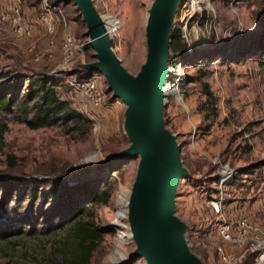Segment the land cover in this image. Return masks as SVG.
<instances>
[{
    "label": "rangeland",
    "instance_id": "1",
    "mask_svg": "<svg viewBox=\"0 0 264 264\" xmlns=\"http://www.w3.org/2000/svg\"><path fill=\"white\" fill-rule=\"evenodd\" d=\"M195 1H183L177 17L201 11L202 36L186 49L179 69L172 66L170 83L164 85L169 96L163 121L175 136L187 171L177 187L175 213L185 225L192 253L204 264H217L215 247L231 246L214 232L211 200L221 195L223 212L232 220L241 213L264 227L259 169L239 174L242 168L264 162V49L260 52L257 44L264 40V0ZM151 2L93 0L108 26L111 48L131 75L144 60L143 30ZM84 32L71 1L0 0V73L57 80L59 97L91 121L89 135L76 140L57 127L29 129L18 121L15 110L0 112V125L7 127L0 145V181H6V187L0 185V264H43L65 234L63 227L50 232L52 218L59 214L57 190L88 182H104L108 191L105 205L86 207L104 232L90 264H145L141 258L129 259L134 245L124 220L137 158H116L127 147L122 131L125 107L118 100L106 102V97L101 105H91L66 83L72 76L80 78V63L90 60ZM68 38L69 62L64 56ZM203 84L214 99L212 112ZM103 86L100 76L98 87ZM7 156H12L13 166ZM222 168L232 171V177L219 186ZM34 179L46 182L29 200L31 189L39 186ZM70 211L61 210L62 218Z\"/></svg>",
    "mask_w": 264,
    "mask_h": 264
},
{
    "label": "water",
    "instance_id": "2",
    "mask_svg": "<svg viewBox=\"0 0 264 264\" xmlns=\"http://www.w3.org/2000/svg\"><path fill=\"white\" fill-rule=\"evenodd\" d=\"M75 6L84 26L90 60L80 63V74L102 77L106 102L120 101L122 131L127 147L116 158H137L135 176L125 201V218L134 245L130 260L145 264H204L191 250L185 225L175 213L179 181L187 171L180 160L175 136L164 126L166 82L173 74L176 52L171 39L183 0H152L144 25L145 54L135 75L127 72L111 48L107 25L93 0H67Z\"/></svg>",
    "mask_w": 264,
    "mask_h": 264
},
{
    "label": "trees",
    "instance_id": "3",
    "mask_svg": "<svg viewBox=\"0 0 264 264\" xmlns=\"http://www.w3.org/2000/svg\"><path fill=\"white\" fill-rule=\"evenodd\" d=\"M180 19L181 17L178 15V23ZM257 44L261 52L264 49V40L258 41ZM171 50L176 52L175 60L172 62L173 67L186 59L187 50L178 30H175L172 35ZM191 54L195 53L192 52ZM78 77L84 78L83 76ZM0 80L2 81L0 83V112L6 114L12 112V110L17 111L18 121L29 129L57 127L64 134L76 140L84 139L89 135L91 121L71 108L67 100L59 97L57 80L47 79L40 74L35 77L21 78L17 74L8 72L0 73ZM22 86H24V90ZM202 87L207 108L212 112L214 99L207 90V86L203 84ZM6 128L5 125H0V145ZM245 150L249 151V147L246 146ZM7 159L10 166H13L12 156H7ZM258 165L242 168L239 170V174L246 175L252 173L254 169H259L256 172H258L260 181L264 183V162ZM5 182L0 181V185L4 187ZM44 182H46L44 179H34V185L39 186L37 190L31 189L28 195L29 200L39 194V187L45 186ZM94 184V182H88L76 188L63 186L57 190L56 199L59 202L56 203V210L59 211V214L52 218L54 225H50V228H52L50 232L63 227L65 234L56 241L52 254L42 259L43 264H90L91 255L104 232L94 225L93 218L89 216L86 207L89 205H105L108 200L107 184L104 182ZM26 194L25 192L24 195ZM69 208L72 211L69 214L65 213L62 218L60 211L67 209L68 212ZM17 219H19L18 216ZM242 264H250L249 255L245 256Z\"/></svg>",
    "mask_w": 264,
    "mask_h": 264
},
{
    "label": "built area",
    "instance_id": "4",
    "mask_svg": "<svg viewBox=\"0 0 264 264\" xmlns=\"http://www.w3.org/2000/svg\"><path fill=\"white\" fill-rule=\"evenodd\" d=\"M202 12L192 11L185 12L179 23L178 31L182 42L186 49L191 44L201 39L202 32L198 26ZM72 43L70 39L64 41V56L68 60L71 56ZM180 63L175 65V69H179ZM100 75L92 73L86 78H68L66 83L68 87L80 94L88 103L94 106L101 105L105 99L102 90L98 87ZM229 171V173H226ZM231 173L227 168H222L221 177L218 185L229 181ZM222 196L209 202V209L216 219L214 232L223 244H229L231 247L225 248L221 246L215 247L217 255V264H242L246 255L250 256V264H264V227L249 221L247 218L237 214L232 220L229 215L223 211Z\"/></svg>",
    "mask_w": 264,
    "mask_h": 264
},
{
    "label": "bare ground",
    "instance_id": "5",
    "mask_svg": "<svg viewBox=\"0 0 264 264\" xmlns=\"http://www.w3.org/2000/svg\"><path fill=\"white\" fill-rule=\"evenodd\" d=\"M183 1H184V3H188V4L196 3L195 0H183ZM107 33H108V36H109L108 28H107Z\"/></svg>",
    "mask_w": 264,
    "mask_h": 264
}]
</instances>
